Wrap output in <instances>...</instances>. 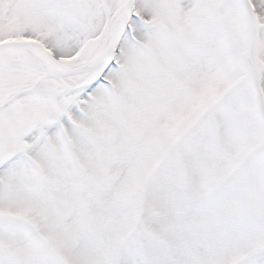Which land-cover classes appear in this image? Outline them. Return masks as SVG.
I'll return each mask as SVG.
<instances>
[{
    "label": "snow or ice",
    "instance_id": "1",
    "mask_svg": "<svg viewBox=\"0 0 264 264\" xmlns=\"http://www.w3.org/2000/svg\"><path fill=\"white\" fill-rule=\"evenodd\" d=\"M0 264H264V0H0Z\"/></svg>",
    "mask_w": 264,
    "mask_h": 264
}]
</instances>
